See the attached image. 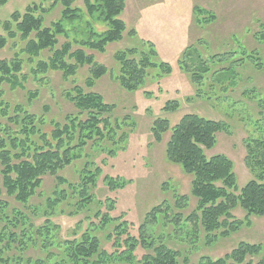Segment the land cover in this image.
Segmentation results:
<instances>
[{
  "label": "rangeland",
  "instance_id": "374dc122",
  "mask_svg": "<svg viewBox=\"0 0 264 264\" xmlns=\"http://www.w3.org/2000/svg\"><path fill=\"white\" fill-rule=\"evenodd\" d=\"M34 6H40L45 11V26L56 21L62 10L59 3L53 7L51 0H8L0 7V23L11 22L12 14L22 16ZM196 6L207 12V15L200 16L202 19L208 17L203 22L197 21L199 24L195 22L192 11ZM71 8L80 11L82 23L75 24L79 35L71 32L69 40L86 36L83 21L88 22L91 30L97 34L107 30L106 24L98 22L96 16L87 14L83 0H74ZM120 20L126 26L121 41L107 45L102 53L85 51L86 55L92 56L96 65L106 70L103 77L95 80L93 87L86 85L91 77V68L87 65L78 66L68 78H64L60 71H47L34 76L31 71L38 60L32 64L23 63L22 74L27 77L23 89H12L7 84L0 86V102L9 106V114L16 113L15 108L21 107L23 111L42 119L40 127L47 134L53 129L51 123L62 124L65 116L78 113L66 99L67 93L72 92L75 86L84 93H97L106 104L113 105L115 109L110 116L111 121L127 118L133 124L125 150L118 152L114 158H108L91 146L85 149V156L102 171L92 191L94 203L89 206L90 210L77 216H69L70 207H60L64 212L60 213L59 209L50 218L53 224L60 227L59 239L72 240L75 231L78 238L87 228L89 220L86 219L98 210L96 202H103L106 198L115 203V209L109 216H121L129 225L128 233L137 238L138 227L146 213L163 201L162 210H165L166 203L172 204L176 196H185L188 203L177 220L178 237L166 242L170 248L179 251L178 264H197L201 257L222 259L240 243L259 245L261 255H264V216H246L239 207L231 212L233 218L242 223L236 230L225 237L219 236L220 230L212 233L215 237L209 244L202 232L192 246L194 225L185 220L196 206L195 198L190 195L191 178L165 158V144L170 130L183 116L197 115L222 123L226 128L217 134L216 145L205 152L206 157L223 155L232 163L238 190L252 180H259L245 165V142L264 139V0H125ZM0 37L9 39L2 27ZM57 41L56 47L59 48L66 40L58 36ZM23 47V42L18 39L8 40L0 50V61H11L17 56L24 60L25 56L20 55ZM151 47L155 51L153 61L158 66L148 69L136 90H123L116 80L119 64L114 59L115 55L133 49L147 54ZM76 49L73 46V51ZM50 55L43 52L40 58L46 60ZM161 64L164 65L162 68ZM204 69L208 71L203 73L199 96L196 97L198 88L191 76ZM165 106L170 108L168 112L163 110ZM158 118L168 122L161 142H156L150 132L153 121ZM5 119L0 114V125L6 123ZM80 167V161L74 162L58 175L76 184L79 182ZM105 176L121 177L126 185L121 190L110 192L103 183ZM260 181L264 182V175ZM54 189V178L44 176L37 195L28 204H43ZM0 202L8 205L7 212L12 209L25 214L30 212L22 208L13 196L7 195L1 186ZM99 209L102 213L106 211L104 207ZM175 213L179 212L167 209L169 219ZM33 221L40 225L43 219ZM79 223L80 228H76ZM112 225L94 232L101 250L108 254L114 249L105 240V235L112 231ZM145 226L146 234H151L153 225L147 222ZM160 230L158 226L155 232ZM37 253L40 255L36 249H30L26 255L34 256ZM53 253L56 251L53 250ZM144 254L138 248L135 252L137 261ZM257 260L253 258V264Z\"/></svg>",
  "mask_w": 264,
  "mask_h": 264
},
{
  "label": "trees",
  "instance_id": "16d2710c",
  "mask_svg": "<svg viewBox=\"0 0 264 264\" xmlns=\"http://www.w3.org/2000/svg\"><path fill=\"white\" fill-rule=\"evenodd\" d=\"M7 1L0 0V7ZM51 1L53 7L59 3L62 10L59 18L49 26H45V11L40 6L28 8L22 16L14 13L10 17L11 22L0 23L9 38L0 37V50L8 40L18 39L24 44L20 55L25 56L24 60L17 56L11 61H0V86L7 84L12 89H23L27 80L22 74L23 63L32 64L34 60H38L31 71L34 76L47 71H60L64 78H68L78 66L87 65L91 68L87 87H93L95 80L106 74L105 68L96 65L85 51L102 53L107 45L121 41L126 31L125 24L120 20L125 0H83L87 14L96 16L98 22L107 25V30L97 34L88 22L83 21L86 36L81 34L82 38L72 40H69V34L79 35L75 24L82 23V14L78 9L71 8L74 0ZM192 11L195 22L208 18L200 17L207 15L200 7L196 6ZM58 36L66 40L59 48L56 47ZM73 46L77 47L74 51ZM43 52L51 53L50 57L42 60L40 56ZM114 59L119 64L116 80L128 92L139 87L148 69L158 66L153 61L155 51L152 47L147 54L133 49L117 53ZM163 66L160 65L161 68ZM207 71L204 69L191 76L198 88L196 97L199 96L203 73ZM66 99L78 113L65 116L62 124L51 123L53 129L49 134L41 130V118L23 111L21 107H16V113L11 115L9 106L0 102V114L6 118V123L0 125V186L22 208L30 210L27 214L17 209L7 212L8 205L0 202V264H178L179 251L170 248L166 242L178 237L177 220L188 203L185 196H176L172 204L166 203L165 210H162L163 201L146 213L138 227L137 238L128 233L129 225L121 216H109L115 209V203L106 198L103 202H96L98 210L86 219L89 220L87 228L78 238L75 231L72 240L59 239L60 227L53 224L50 218L57 214L60 207H70L69 216H77L90 210L89 206L94 203L92 191L102 171L85 156V149L91 146L108 158H114L118 152L125 150L133 127L127 118L111 121L115 108L106 104L97 93H84L75 86L72 92L67 93ZM163 110L168 112L170 108L165 106ZM167 129V120L158 118L153 121L150 132L156 142H161ZM225 129L222 123L197 115H185L170 130L165 144L167 162L177 165L183 174L191 178L190 195L195 198L196 206L185 220L194 225L192 246L202 232L209 244L215 237L212 233L220 230L219 236L225 237L236 230L242 223L236 221L231 212L237 207L246 216H264V182L260 181L264 175V139L245 142V165L259 180H252L238 190L232 163L223 155L210 158L205 155V152L214 149L217 134ZM79 161L78 183H69L58 175L64 168ZM46 175L54 178V191L44 199L43 204L29 205V200L37 195ZM103 183L110 192L121 190L126 185L121 177L110 176H105ZM101 207L105 208V213L100 211ZM167 209H176L179 213L169 219ZM59 212L64 211L60 209ZM33 219L43 221L36 225ZM147 222L153 225L149 235L145 232ZM111 224L112 231L105 235V240L112 244L114 251L108 254L101 250L94 232ZM158 226L161 230L156 233ZM76 228H80V223ZM138 248L145 252L139 261L135 257ZM30 249H36L40 255L27 256L26 252ZM253 258H258L255 264H264L261 247L240 243L222 259L201 257L197 264H253Z\"/></svg>",
  "mask_w": 264,
  "mask_h": 264
},
{
  "label": "crops",
  "instance_id": "0c3cea01",
  "mask_svg": "<svg viewBox=\"0 0 264 264\" xmlns=\"http://www.w3.org/2000/svg\"><path fill=\"white\" fill-rule=\"evenodd\" d=\"M124 14V13H123Z\"/></svg>",
  "mask_w": 264,
  "mask_h": 264
}]
</instances>
